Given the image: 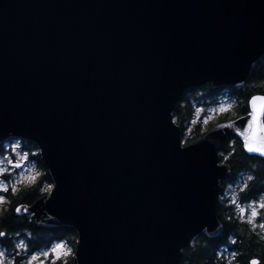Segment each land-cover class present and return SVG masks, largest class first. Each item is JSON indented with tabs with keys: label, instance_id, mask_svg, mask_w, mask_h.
I'll use <instances>...</instances> for the list:
<instances>
[{
	"label": "water",
	"instance_id": "obj_1",
	"mask_svg": "<svg viewBox=\"0 0 264 264\" xmlns=\"http://www.w3.org/2000/svg\"><path fill=\"white\" fill-rule=\"evenodd\" d=\"M261 56L264 0H0V136L39 141L58 183L17 214L76 224L79 264H181L223 230L217 125L249 117L180 150L168 112L206 81L241 89Z\"/></svg>",
	"mask_w": 264,
	"mask_h": 264
},
{
	"label": "trees",
	"instance_id": "obj_2",
	"mask_svg": "<svg viewBox=\"0 0 264 264\" xmlns=\"http://www.w3.org/2000/svg\"><path fill=\"white\" fill-rule=\"evenodd\" d=\"M256 94L264 95V60H259L256 63L253 72L241 89H236L233 86L213 87L211 85L206 88L190 90L183 101V106L178 107L174 113V119L182 129L183 141L185 140V143H189L205 133L200 130L199 123H197V125L193 126L192 135L186 134L193 118L196 104L207 99L216 101L219 97L226 95L233 104V117H237L247 113L245 111L246 99L250 95ZM228 118V115H225L219 121H224ZM212 126L213 124L210 125V127ZM234 140L236 144L233 148ZM23 144L30 151H38L33 142L23 141ZM4 151L3 147H1L0 153L3 154ZM232 152L234 154L229 155ZM220 156L222 161L228 163L231 167V180L239 181L244 179V182H246L249 176L254 177L250 181V190L247 193H242L241 189L239 190V200L246 202L249 199L264 196V159L243 152L242 141L237 137H231L226 140V143L224 142ZM224 156H229V158L223 159L222 157ZM33 158L37 161L38 167L42 169L43 174L38 182L19 187L16 194L11 191L4 193L7 202L0 205V231H5L12 235L24 229L34 230L35 232L40 230L31 215H18L15 212V207L23 204L30 205L45 195L46 192L43 189L51 182V176L48 174L39 153ZM229 182L222 183V193L217 206V214L223 224L222 232L215 237H209L205 232L197 235L183 251L181 264H228V261L232 259L231 253L233 251H238L239 255L236 260L232 261V264H245V261L252 255L261 258L262 262H264V239H262L264 234L257 227L253 230V225L245 224L234 206L223 199L222 195ZM229 217H231V221H229ZM51 228L45 231L46 234L44 236L47 238H51L54 235L60 237L66 232L68 235L72 234V238L76 241L77 232L73 228L71 230H67V226ZM229 238L236 239L238 243L236 245L225 243ZM11 246L9 244L10 250H14V247ZM15 261L16 264H23L20 258H16Z\"/></svg>",
	"mask_w": 264,
	"mask_h": 264
},
{
	"label": "snow or ice",
	"instance_id": "obj_3",
	"mask_svg": "<svg viewBox=\"0 0 264 264\" xmlns=\"http://www.w3.org/2000/svg\"><path fill=\"white\" fill-rule=\"evenodd\" d=\"M209 87L211 85H208ZM233 108V105L231 104H221L218 108L219 113H227L231 111ZM250 109V110H249ZM245 111L247 112V116L249 119L247 120L246 125H244L242 128H237L235 121H231L228 123H221L218 124L217 127L220 129L225 130L224 136L220 137L222 140L226 143V137L229 135L228 130L235 129L236 135L240 138L242 141V151L247 152L249 154L264 157V95H250L249 98L246 99L245 102ZM205 124L208 123V121H204ZM244 123V118L241 117V124ZM216 136H220L219 133H214ZM23 138V137H21ZM236 144V141H233V148ZM37 149L40 150V155L45 159V152H44V146L42 144L34 145ZM20 145L18 143L13 144V151H15L17 148H19ZM178 147L180 149V145L178 144ZM191 147L187 148L190 149ZM38 153H32L33 156H36ZM234 154V152L229 153V155ZM27 153L25 154V157H27ZM223 159H228L229 156L222 157ZM5 160L8 161V164L15 168H20L21 164L20 162L13 163L11 159L8 157H4ZM46 160V159H45ZM219 171H223V169H218ZM8 170L0 167V176L7 178ZM253 176H249L248 180H253ZM25 180L29 181L30 183H35L36 176H21L19 179H17L12 187L9 189L7 184L4 181H0V193H8L11 191L13 194H16L18 191L17 185L22 184ZM249 185L245 184L241 188L242 193H247L249 191ZM46 193L50 194L51 199L56 198V192L58 191V183L57 184H49L45 189H43ZM7 202V199L4 195H0V205H3ZM233 206L236 205V201H233ZM23 209L22 206L15 207V212L20 213ZM250 210V215H249ZM240 217L243 220V222L247 225H253V230L255 229L256 221L260 217V213L264 212V199L260 200L258 204H250L247 208L240 207L239 209ZM244 217H248L246 220ZM229 221H231V217L228 218ZM76 227L79 228L76 224L73 225H67V230H71V228ZM260 228H264V223L259 224ZM243 231V229H242ZM19 235V234H18ZM7 236V233L5 231H0V238H4ZM80 236L81 240L78 242L79 247L76 249H73L68 245L67 242L62 241L58 238V242L55 244H52L49 246L48 243L45 242L44 238L42 236H37L36 238H32L31 234H29V239L26 242L25 240H20L16 245V256H20L22 253L24 255H27L29 258L23 262V264H45V260L49 258H54L52 261V264H59L60 261H63L64 264H69V261H71V264H77V261L79 260V252H80V245L83 239V234L80 230ZM264 239V237H262ZM225 243L230 245H236L238 241L236 239L229 238L225 241ZM44 244V248L41 249L40 245ZM31 245V247H30ZM222 255V253H221ZM239 255L238 251H233L231 253L232 259L228 261V264H232V261L237 259V256ZM179 257L177 259L178 264ZM0 264H16L15 258L8 259L6 252L4 250H0ZM245 264H264L262 262L261 258H257V256L252 255L250 258H248L245 261Z\"/></svg>",
	"mask_w": 264,
	"mask_h": 264
},
{
	"label": "rangeland",
	"instance_id": "obj_4",
	"mask_svg": "<svg viewBox=\"0 0 264 264\" xmlns=\"http://www.w3.org/2000/svg\"><path fill=\"white\" fill-rule=\"evenodd\" d=\"M221 104H232V101L226 96L223 95L219 97L218 100L214 101L212 99L204 100L195 106V110L193 113V118L189 124V127L186 131V134L191 136L193 131V126L197 125L199 123L200 130L202 132H206L211 124L217 123L221 117L228 115V119L233 118V108L231 111L227 113H219L217 110ZM199 109V112L197 110ZM208 121L207 124L204 123V121ZM185 141V140H184ZM18 143L20 145L19 148H17L15 151H13V144ZM5 152L3 154H0V167H3L8 170L7 178L0 176V181H4L8 187H12L13 183L19 179L21 176H36V178L39 176L38 174L41 172V169L39 170L37 166V161L35 158H33L32 153H39V151H30L27 148L24 147V144L22 140L15 139L11 143H7L4 146ZM28 154L27 157H25V154ZM4 157H8L13 161V163L20 162L21 167L15 168L8 164V161L4 159ZM31 184L29 181L25 180L22 184L17 185V188L21 186H26ZM244 186V179H241L236 182H230L224 193H223V199L228 201V204L233 206V201H236V205L234 206L235 210L240 216L239 209L240 207L247 208L250 204H258L257 202H248L247 204H244L241 200H239V190ZM0 195H4L3 193H0ZM250 215V210H249ZM248 217H244L246 220ZM264 223V216L261 217L260 220L256 221L255 227L259 229L261 233L264 234V228H260L259 224ZM18 243V242H17ZM11 258V256H10ZM29 257H27L28 259Z\"/></svg>",
	"mask_w": 264,
	"mask_h": 264
},
{
	"label": "flooded vegetation",
	"instance_id": "obj_5",
	"mask_svg": "<svg viewBox=\"0 0 264 264\" xmlns=\"http://www.w3.org/2000/svg\"><path fill=\"white\" fill-rule=\"evenodd\" d=\"M13 141L14 140H8V141L0 144V148L3 147V149H4L5 144L11 143ZM262 159H264V158H262ZM37 166H38V164H37ZM38 169L40 170L41 168L39 167ZM231 172H232V170H231ZM42 174L43 173H42V169H41V172L38 174L39 176L36 178L35 183L39 181V179L41 178ZM48 174H49V172H48ZM231 177H232V175H231ZM231 177L227 181H230L231 183L232 182H236L235 180H231ZM227 181H224V182H227ZM244 183L249 185L250 184V181L247 179L246 182H244ZM32 184H34V183H31L29 185H32ZM49 184H53L52 183V179H51V182L48 183L47 185H49ZM262 199H264V196H260L259 198H257V197L256 198H252V199H249L248 201L244 202V204H247L248 202H250V203L251 202H257V201H260ZM24 215H26V214H24ZM29 215H31V214H29ZM262 216H264V212H261L260 213V217H259L258 220H260ZM60 227H62V226H60ZM38 229H40L38 232H35L34 230H30V229H24V230H21V231H17L15 233H13L12 235L10 233H7V236L6 237L0 238V250H4L6 252V255H7V258L8 259L15 258V260H16V258H20L21 259V262L23 263L24 261L27 260V257L28 256L27 255H24L23 253L20 256H16L15 245L20 240H25L27 242L28 239H29V234H31V237L32 238H36L37 236H42L44 238L45 242L49 244V246H51L52 244H55L56 242H58V238H59L60 240L67 242L70 247H72L73 249H75L76 242H77V239H78V235H77L76 241H75L74 238H72V236H71L72 234H69L68 235V233L66 234V232L64 234H62V236H60V237H58L57 235H54L51 238H47L46 236H44V234H46L45 231L48 230V229H52V228L51 227L50 228H46V227L39 228L38 227ZM9 244H11L14 247V250H10ZM30 247H31V245H30ZM40 248L43 249L44 248V244H41L40 245ZM10 256H11V258H10ZM53 259L54 258H49V259L45 260V264H52ZM69 262H71V261H69ZM59 263L64 264L63 261H60Z\"/></svg>",
	"mask_w": 264,
	"mask_h": 264
},
{
	"label": "clouds",
	"instance_id": "obj_6",
	"mask_svg": "<svg viewBox=\"0 0 264 264\" xmlns=\"http://www.w3.org/2000/svg\"><path fill=\"white\" fill-rule=\"evenodd\" d=\"M259 59L260 60H264V56H261ZM212 84H214V82L206 81L200 86H193V87L185 88L182 91L180 97L177 99V101H176L175 105L173 106V108L170 109L169 112H168V116H169V119H170V124L172 125L173 123H175V119H174V115L173 114L175 113V111L177 110L178 107H182L183 106V101L186 99V96H187V94H188V92L190 90L199 89V88H206V87H208V85H212ZM197 112H199V109L197 110ZM0 137L7 138L9 140H15L17 137H21V135H18L15 132H9L7 135L0 136ZM176 137L178 139V142H179V145H180V150H181V145L184 143V141L181 140V137H180L179 133H177V132H176ZM32 141H33L34 145L41 144L39 141H37V140H35L33 138H32ZM69 225H71V223ZM77 264H79V260L77 261Z\"/></svg>",
	"mask_w": 264,
	"mask_h": 264
}]
</instances>
